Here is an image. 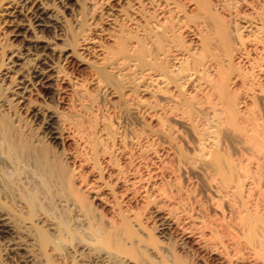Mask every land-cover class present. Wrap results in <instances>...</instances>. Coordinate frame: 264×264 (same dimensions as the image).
Wrapping results in <instances>:
<instances>
[{"label":"rangeland","instance_id":"1","mask_svg":"<svg viewBox=\"0 0 264 264\" xmlns=\"http://www.w3.org/2000/svg\"><path fill=\"white\" fill-rule=\"evenodd\" d=\"M45 1L59 20L46 37L69 54L52 59L54 91L31 98L36 116L14 117L0 106V212L26 238L35 263L80 264L70 250L89 243V255H108L115 264H124L118 255L94 245L121 218L131 221L138 236L157 238V248L143 249L148 262L157 260L149 248L169 258L161 248L176 252L184 234L192 240L207 236L204 242H211L212 235L223 237L215 244L225 242L227 253L238 250L245 256L241 235L234 233L241 228L233 221L243 208L264 217V0H205L206 12L194 0ZM9 4L11 0H0V95L6 91L2 77L10 54L22 46L2 23ZM212 17L226 26L229 50L211 39L196 69L203 74L217 64L229 69L234 122L225 119L221 101L199 77L186 79L192 71L187 55L199 45L201 33L214 28ZM159 21L167 34L151 42L149 27ZM142 45L148 61L138 58ZM170 70L171 81L150 82L155 73ZM46 112L56 117L62 136L57 143L45 136ZM15 130L38 138L51 157L62 161L82 204L59 179L45 180L32 162L8 148L6 132ZM209 151L220 153L224 167L232 169L241 186L238 193H230L218 177ZM160 215L172 221L165 241L159 234ZM41 230L51 233L46 241H38ZM1 237L0 258L12 264ZM192 246L188 264L194 257L218 263Z\"/></svg>","mask_w":264,"mask_h":264},{"label":"bare ground","instance_id":"2","mask_svg":"<svg viewBox=\"0 0 264 264\" xmlns=\"http://www.w3.org/2000/svg\"><path fill=\"white\" fill-rule=\"evenodd\" d=\"M194 1L197 4L199 10L205 12L208 11L207 2L205 0H194ZM50 7L48 6L45 0H11V5L6 7V9H4L5 11L3 10L4 13L2 17V23L7 24V26L11 28V32L13 36L19 37L20 42H22L21 48H19L20 47L19 46L18 50L17 49L15 50L16 52L14 53L11 52L12 54H10L12 59L11 60L9 59L10 60L9 64L5 72L3 73V77H2V80L6 83L5 86L6 91L4 94L0 95V106L11 112L14 117H17L21 113L31 116L38 115L39 112L38 109L34 108L33 105H31L32 103L30 104L31 98L44 94H51L54 91L56 70H55V66L53 65L52 59L56 54L58 57H60V59L61 57L66 58L69 55L66 49L58 50L56 43L50 41L51 39L48 40L46 37L47 33H50L52 30H54L59 22L57 15L50 9ZM212 19L215 25L214 28L212 27L210 31L204 32L203 34L201 33L202 36L200 35L201 39L199 45L197 46L200 48L198 49L196 47L197 49L195 48V50L192 53H189L187 55L188 57L186 59L191 61L192 71L190 72L186 71L187 70L186 68H185L186 70L183 71H186L187 73L189 72L186 76V79L192 80L195 77H199L200 80L203 81L202 84H205L206 88H208L221 101L222 103L221 109L225 119L229 122L231 121L234 122L235 120L234 115L236 116L235 114L236 111L234 107L235 104L227 88V84L229 81V69L224 68L221 64H217L213 68L211 67L208 73L206 71V74L205 73L203 74L202 70L199 71L196 69V67H198L196 65H199L201 63L200 60H202L203 56H205V54L207 53L209 48L208 46L210 43L209 41L211 39H215V41L220 42L226 53L229 50L230 41L226 30V26L224 24L220 25L221 22L218 18L212 17ZM164 25H165L164 22L159 21L154 25H152L151 27H149L148 39L151 42H157V40L160 42L161 39L160 37H162L167 31V27H165ZM148 56L149 54L147 53L145 46L144 45L140 46L138 50V58L141 61L143 60L146 61V59L148 61L147 58ZM181 58L182 57H180V59ZM151 70L152 69H149V71ZM170 72L171 70L167 73L165 72L155 73L157 75L154 78L152 76H151L152 78L149 77V80L150 82L152 80H154V82L160 81V83L169 82L171 81V79H173L170 77L171 76V74H169ZM148 73L150 74L152 72H147V74ZM197 80L200 81L199 79ZM43 121H44L43 128H45V136L49 140L56 143L57 141L62 140L61 133L58 130V128L55 126L56 117L53 114L46 112ZM19 130H15L16 133L13 132L14 134H12L10 131L6 132V145L8 146V148H11L18 158L22 160H26L25 162L27 161L32 162L34 166L37 168V170L42 174L43 178L45 177L48 178V176L49 177L54 176L57 179H59V181L62 182V184H64L66 188H68L69 192L72 194V197L74 196L73 199H75L77 203L82 204L83 198L80 196L79 192L77 191L78 189L76 190L75 187H73L70 184L71 182L69 181L68 174L66 171L67 168H65V165L62 163V161L57 159V157L56 158L51 157L48 151H46V149L41 145L42 143L39 144L40 141L38 138L33 136L25 137L24 135L26 134L21 133L22 131ZM208 156L210 157L211 163L213 164V168L216 174L221 179V181H223L227 185L228 187L227 189L231 191L230 193L232 192L235 193L238 190L240 191V189H238L239 187H241L238 184L239 182L235 183V181L233 180L234 175H232L233 173L231 172L232 169L230 168L231 169L230 170L229 167L228 168L224 167L223 165L224 161L222 162V157H221L222 155L218 152H213V153L210 152L208 153ZM47 180L50 179L48 178ZM241 184L244 185V183ZM93 199L95 200L99 199L98 193L96 191L94 192ZM245 209L244 208L241 209L242 211H240L239 216L236 217L238 218L237 221L236 222L235 220L233 221L237 225L236 226L234 224L236 229L238 226L241 228L240 229L241 231L237 230L238 232H241V234H238V232H234V233H235V237L236 234L241 235V238L238 237L237 238L238 240L242 239L244 242V244L242 245H244V249L246 253L245 256L240 254L238 250L237 251L235 250L237 254L234 253L233 255H230V253H227L226 250L224 249L227 247V245H225V247L223 245L225 242L222 243L223 246L216 245L215 239L217 240V242L221 240L217 235H212L211 238L212 243L206 241L208 243H211L208 244L204 242V240L207 239L205 238L207 236L201 235L205 239L202 238L201 236L200 237L197 236L198 240L196 239L192 240L189 234L187 235L184 234L183 236H181V242L178 244V250L176 252L173 250L170 251L165 246L164 248H161V251L166 252V254H169V258L163 257L161 255L159 256V254L156 253L157 252L156 250L149 248L150 252L152 254H155L154 256H156L157 260L155 262L152 261L148 262V259H146L147 260L146 262L145 260L146 254H145V250L143 249L148 248V245H152L153 248L154 247L157 248L158 247V241L156 240L157 238L152 239L148 237L149 239L148 238L145 239V236L144 237L142 235L138 236V234H136V231L133 229L134 227L130 225L131 221L129 222L125 218H121L119 220V223L110 226V228H108L107 231H104L97 239H95L96 242L94 240L95 242L94 245L96 246L97 244L100 247H102L103 250L105 251L104 252L105 254L111 252L118 255L124 264H188L187 262L189 261L187 259V255H188L187 253L192 251L193 249L192 245H195L202 251H205L204 253L208 257L215 259L218 262L217 264H264V237H263L264 234H262L263 232L262 230H264V223H263L264 220H262L264 218V217L262 218V216H264L263 215L264 212L263 213L261 212L262 215L258 213L262 218L260 220V218L253 215L254 214L253 212H252L253 214H251L250 210L249 212L248 210ZM254 212L256 213V211ZM8 217L6 214L0 212V236L6 238L5 241L6 249H4L5 250L4 255H6V257L11 259L12 264H36L33 257L27 251L28 246L24 242L26 238H24L19 233V231H17L10 224ZM158 219L160 220V228H159L160 238H162L165 241L167 239L168 229L170 228V226H172L171 225L172 221L169 220L170 218L168 219L167 216H163V215H160ZM234 230L235 228L233 229V231ZM41 231H40V233H42L41 238L38 241H46L48 235L50 234L49 236H51L50 233L51 228L49 232L48 231L46 232L47 234L49 233L48 235L44 233L45 231L44 232ZM211 232L209 234H211ZM259 232H261V234H259L262 235L261 238L258 235ZM37 233H39V231ZM232 235H231V239H232ZM221 238L222 240L219 243L224 241L223 237ZM237 238L234 239L237 240ZM238 240L237 242L239 245L240 244L239 241L241 240L239 241ZM26 242L28 243V241ZM235 242L234 245H236ZM90 245L92 246V244ZM89 247H90L89 243L87 245L77 244L75 250H72L73 248L72 249L70 248L71 249L70 252L73 251L75 253V257H77L80 260L78 261L80 262V264H115L112 260H110V258H108V255H105L103 257L96 255L95 256L89 255L88 254ZM233 252L234 251H232L231 254ZM2 259L0 258V264H5ZM190 260H192L191 264H209L206 261V259L203 257L202 258L194 257Z\"/></svg>","mask_w":264,"mask_h":264}]
</instances>
